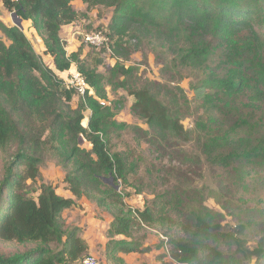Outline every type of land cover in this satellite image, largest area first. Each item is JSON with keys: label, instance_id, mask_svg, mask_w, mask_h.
<instances>
[{"label": "trees", "instance_id": "1", "mask_svg": "<svg viewBox=\"0 0 264 264\" xmlns=\"http://www.w3.org/2000/svg\"><path fill=\"white\" fill-rule=\"evenodd\" d=\"M75 1L87 5L88 12L97 8L111 10V17L98 30L106 43L90 46L94 52L89 61L81 59L82 48L69 54L61 37L64 27L77 25L86 16L74 7ZM0 3L32 23L55 67L53 70L44 65L21 29L0 23L12 41L10 47L0 43V149L18 145L0 177V244L19 247L15 246L14 251L0 248V264H83L89 245L80 236L79 228H68L64 220L65 212L77 209L82 199L104 209L113 219L104 254L109 259L107 264H127L119 254L148 253L149 248L134 236L135 230L142 229L158 231L165 237L169 256L176 264H251L264 259V241L250 246L245 238L249 226L264 216V210L243 209L244 224L235 228L224 225V215L209 205L211 194L193 185L157 190L143 209L126 203V197L142 195L143 191L131 181L137 173L133 153L113 151L112 127L123 129L128 125L116 126L110 111L100 103V99L107 98L105 85L123 89L135 98L132 112L148 130L133 129L163 159L172 160L176 171L173 176L182 184L192 182L195 175L189 174L187 168L196 172L201 167L200 159L187 151L194 142L193 132L182 124L190 113L189 100L178 86L145 81L138 67L110 65L104 76L99 72L104 66L103 58L95 53L105 49L116 59L125 60L142 44L158 43L168 49L173 62L185 72L205 69L216 57L217 48L235 50L236 55L229 54L233 78L242 77L248 69L257 75L258 84L252 95H246L241 81L212 75L200 81L210 90L204 98L210 111L198 125L203 136L201 153L221 168L229 169L244 161L253 166L252 170L264 172V135L258 136L252 128L238 136L236 126L225 123V117L242 96L250 103L264 104V0ZM133 43H137L134 48ZM75 72L81 74L89 89L84 96L79 95L81 104L73 110L71 102L78 93L69 81ZM61 73L68 77L61 78ZM85 110L91 112L88 127L82 126ZM38 124L48 133V148L62 152L64 168L70 169L64 180L69 197L58 194L56 186L43 181L42 160L32 152L37 143L32 146L20 129L21 125L31 129ZM84 142L91 146L90 150L82 147ZM22 166L25 170L20 172ZM234 171L236 180L243 181ZM108 178H113L116 186L122 182V190L106 184ZM220 207L227 210L228 204L221 203Z\"/></svg>", "mask_w": 264, "mask_h": 264}, {"label": "rangeland", "instance_id": "2", "mask_svg": "<svg viewBox=\"0 0 264 264\" xmlns=\"http://www.w3.org/2000/svg\"><path fill=\"white\" fill-rule=\"evenodd\" d=\"M76 9L86 13L84 19L77 25H70L63 28L61 37L64 41L66 50L69 54L78 49H83L82 60L89 61V56L94 50L87 46L84 42V36L87 34L98 33L102 29L104 20L111 17V10L106 8H97L93 11H87V5L80 1L73 3ZM11 13L0 3V23L7 27H14V21ZM23 33L32 44L36 54L40 57L45 66L55 69L53 60L46 55L45 45L33 28L30 21L23 20ZM0 43L10 47L12 41L7 37L6 33L0 26ZM137 43H133V48ZM95 53L101 55L104 66L99 72L106 76V67L116 65L118 63L125 65L127 68L138 67L139 74L145 81L154 82L156 84H169L178 86L183 89L187 99L189 100L190 113L182 121L185 129L193 132L194 142L187 147V151L198 157L201 161L200 170H189V174L195 173L192 176V182L187 181L181 183V180H176L173 173L176 174L174 164L171 159H163L161 153L151 148L145 139L138 135V130L133 127L148 130V126L132 112V106L135 103V98L131 97L123 89H113L105 85L107 98L100 99V103H104V107L110 111L111 122L116 126L128 125V128L114 129L112 127V144L115 152L133 153L137 173L132 175L131 181L135 184V188L143 191L142 195L133 194L126 197V203L134 209H143L145 201L154 198V192L157 190L163 191L169 186L174 188L181 185L182 188L204 187L207 193L211 194L212 199L209 205L215 210L224 215L223 224L235 228L241 221L242 210H264V172L254 171L251 164L244 161L233 164L229 169L221 168L213 165L203 155V136L201 134L200 121L204 122L207 111H210V106L204 104L205 96L210 93V90L201 86L200 81L208 75H212L218 79H233L236 83H242V88L247 92L246 95H252L254 86H257L258 77L251 71L246 69L242 77L236 76L233 78V63H230V55H236L233 49L217 48L216 57H213L205 69L183 71L182 68L173 62V56L168 49L162 47L158 43L146 42L142 44L140 49L133 50L125 60L116 59L108 50H95ZM179 62V61H177ZM74 72L73 70H71ZM71 72V73H72ZM70 73V74H71ZM76 74V72L74 73ZM65 79L68 74H58ZM165 96V92L162 93ZM81 104V96L75 94L71 102L73 110L78 109ZM233 112L225 117L226 126H236L235 132L238 136H243L250 132L251 129L258 131V136L264 135V104L250 103L244 96L240 97L233 105ZM84 121L83 127H88L91 112L85 110L83 112ZM217 115V113H216ZM219 123V122H218ZM21 131L26 134L27 139L31 142L33 154L41 158L40 172L45 183L52 184L57 187V192L60 195L65 194V177L70 169H65L62 163V152L56 148H48V133H45L43 125H33L31 129L21 125ZM83 148L88 150L91 146L84 142ZM18 150L16 143L11 144L6 149H0V177L3 173V167L6 161L12 159ZM25 170L22 166L19 171ZM234 170H237L243 177V181L236 180L237 175ZM122 190V182L117 184ZM132 192V190H131ZM36 198L37 194H32ZM221 203H227L228 209L223 210ZM82 210H69L64 216L66 226L68 228H79L80 236L89 245L87 255L95 256L100 264H107L109 259L104 255L106 244L109 242V230L113 221L111 215L97 205H91L84 213ZM256 223L249 226L245 238L249 241L250 246H257L260 241H264V216L255 219ZM135 238L142 242L144 248H149L148 253H132L128 259V264H176L169 256V246L167 240L158 231L150 229L135 230ZM146 239H141L144 237ZM117 240L123 237L115 238ZM17 248L18 245H15ZM14 245L0 244V248L4 251H14ZM21 249H23L21 247ZM25 249V248H24ZM86 255V256H87ZM85 256V257H86ZM119 256H124L119 254ZM125 257V256H124ZM251 264H264V259L261 262L253 260Z\"/></svg>", "mask_w": 264, "mask_h": 264}, {"label": "built area", "instance_id": "3", "mask_svg": "<svg viewBox=\"0 0 264 264\" xmlns=\"http://www.w3.org/2000/svg\"><path fill=\"white\" fill-rule=\"evenodd\" d=\"M84 42L88 46L101 47L106 43L104 36L101 33L87 34L84 36ZM69 85L77 90V93L81 96L86 94V91L89 89L87 83L80 73L73 74L70 78ZM105 105L104 103H101ZM83 264H100L99 260L92 255L85 257Z\"/></svg>", "mask_w": 264, "mask_h": 264}, {"label": "crops", "instance_id": "4", "mask_svg": "<svg viewBox=\"0 0 264 264\" xmlns=\"http://www.w3.org/2000/svg\"><path fill=\"white\" fill-rule=\"evenodd\" d=\"M62 196L64 197H69L70 196V193L68 191L65 190V194ZM91 205H93V203H91L90 201L86 200V199H82L80 202H79V207L77 209L79 210H82L81 207H83L85 210H84V213L87 212V209L91 208ZM71 211V210H70ZM69 212V211H67ZM67 212H65L64 216L67 215ZM125 256V257H124ZM122 256L124 258V260L126 261V263L128 262V259L130 255H124ZM128 264V263H127Z\"/></svg>", "mask_w": 264, "mask_h": 264}, {"label": "water", "instance_id": "5", "mask_svg": "<svg viewBox=\"0 0 264 264\" xmlns=\"http://www.w3.org/2000/svg\"><path fill=\"white\" fill-rule=\"evenodd\" d=\"M14 24L16 27H18L19 29L23 30V20L17 15V14H13L12 15ZM106 184L114 187L116 190H119V186H116L114 183V179L113 178H108L105 180Z\"/></svg>", "mask_w": 264, "mask_h": 264}]
</instances>
